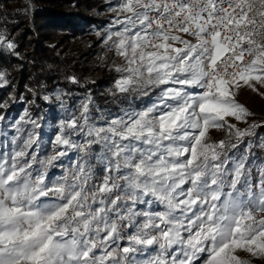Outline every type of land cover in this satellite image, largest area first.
I'll return each mask as SVG.
<instances>
[{"label":"snow or ice","instance_id":"1","mask_svg":"<svg viewBox=\"0 0 264 264\" xmlns=\"http://www.w3.org/2000/svg\"><path fill=\"white\" fill-rule=\"evenodd\" d=\"M110 10L109 30L96 35L120 60L111 65L116 91L158 89V99L97 125L89 98L42 160L41 125L25 112L11 151L0 153V264H251L238 252L264 259V161H250L264 137L239 150L262 125L249 123L254 114L236 99L241 89L264 96V0H117ZM17 47L0 31V49L18 57ZM8 83L0 71V88ZM210 130L226 139L212 141ZM96 145L100 173L90 162ZM69 150L79 159L49 177ZM125 228L133 231L122 246ZM149 249L155 254L136 260Z\"/></svg>","mask_w":264,"mask_h":264},{"label":"trees","instance_id":"2","mask_svg":"<svg viewBox=\"0 0 264 264\" xmlns=\"http://www.w3.org/2000/svg\"><path fill=\"white\" fill-rule=\"evenodd\" d=\"M107 8L105 0H0V31L19 53L0 49V71L9 81L0 88V105H5L0 115L25 106L37 115L53 112L57 91L66 99L76 93L104 99L98 92L106 89L95 88H105L114 73L91 62L87 42L91 28L104 22L100 15ZM258 130L264 137V125Z\"/></svg>","mask_w":264,"mask_h":264},{"label":"rangeland","instance_id":"3","mask_svg":"<svg viewBox=\"0 0 264 264\" xmlns=\"http://www.w3.org/2000/svg\"><path fill=\"white\" fill-rule=\"evenodd\" d=\"M105 2L108 6L107 11L100 15L104 19V22L91 28L89 31L91 40L87 42L89 45H91V62L98 64L101 67H105L106 70L114 73V77L107 81L108 85L105 88H95L106 89L104 92H98V96L101 95V97L104 99L100 100L96 96L83 95L80 93L74 94L71 99H66L64 93L57 91L55 93V97L58 102L54 105L55 110L53 112H47L45 115H37L31 112L27 106H25L19 112H14L4 116L5 119L0 121V153L4 152L5 150L11 151V137L16 135L13 125H15L16 122L19 121L22 116H24L25 112H27L32 118H38V122L41 125V127L39 129H35V131L40 134L41 139V143L37 152V158L38 160H42L53 154L55 151L52 142L54 141L55 135L59 134V129L66 121L71 119L73 115L79 116V110L82 102L87 101L89 98H91L92 101L90 104L91 118L97 123V125L103 124L104 121L110 117L122 114L123 111L140 110L157 101L159 91L158 89L150 91L148 95L136 93L128 97H125L116 91L114 85L116 79L119 78V74L112 69L111 65L113 60H115L117 64L120 63V60L115 58L112 53H106L105 46L101 43L100 37L96 35L97 32L103 34L108 31L110 23L115 16V13L110 9L116 5L117 0H105ZM93 46L95 48L92 49ZM261 91L264 92V89H261ZM236 99L254 114L248 118L249 123L255 122L257 124L264 125V96H261L250 89H241ZM101 117L104 119H101ZM25 119H27V117ZM228 119L232 123H237L231 117ZM18 126L21 127L25 132L31 128V125L23 123ZM237 126L241 129L247 127V125L243 123H237ZM258 129L259 127L255 129L256 135L254 137H246L245 143L239 145L240 151L245 149V144L247 141L251 140L254 143L259 141V138L262 136L260 135ZM209 135L211 140L215 142L226 139V132L224 130H210ZM72 139L80 141L81 137L73 136ZM98 148V145L93 146V151L90 158V162L92 163L96 173H100L103 167V165L95 159L96 155L98 154ZM252 151L255 153V156H250V161L252 159H256L257 163L264 161V150L254 147ZM229 155H231V153H229ZM77 159H79V154L74 150H69L67 156L56 162V167L48 168V176L53 179L58 178L66 169L70 168ZM253 173L255 176V169H253ZM156 210L163 211V208L161 206H156ZM132 231V228H125L122 231V236L124 238L120 242L122 246L126 245L127 237L132 233ZM150 254H155L152 249H149L148 252H145L144 254L137 253L136 260L143 261L147 259ZM238 255L244 259H250L251 264H264V259L252 258L247 253L238 252Z\"/></svg>","mask_w":264,"mask_h":264}]
</instances>
